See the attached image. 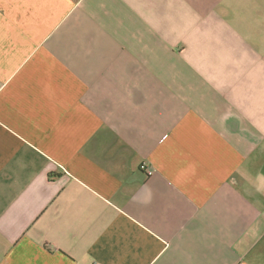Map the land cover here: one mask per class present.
Returning <instances> with one entry per match:
<instances>
[{"label":"crops","instance_id":"obj_1","mask_svg":"<svg viewBox=\"0 0 264 264\" xmlns=\"http://www.w3.org/2000/svg\"><path fill=\"white\" fill-rule=\"evenodd\" d=\"M96 263L264 264V0H0V264Z\"/></svg>","mask_w":264,"mask_h":264},{"label":"built area","instance_id":"obj_2","mask_svg":"<svg viewBox=\"0 0 264 264\" xmlns=\"http://www.w3.org/2000/svg\"><path fill=\"white\" fill-rule=\"evenodd\" d=\"M140 169L142 171H144L148 175H152V173H153V170L148 169L145 164L141 165V168ZM96 264H99V263H96Z\"/></svg>","mask_w":264,"mask_h":264}]
</instances>
